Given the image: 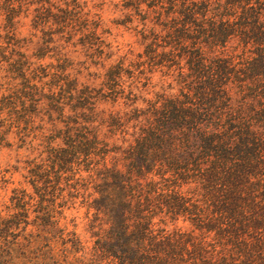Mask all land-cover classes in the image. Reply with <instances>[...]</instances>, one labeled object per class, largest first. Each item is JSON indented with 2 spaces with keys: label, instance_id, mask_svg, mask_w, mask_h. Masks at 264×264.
Wrapping results in <instances>:
<instances>
[{
  "label": "trees",
  "instance_id": "1",
  "mask_svg": "<svg viewBox=\"0 0 264 264\" xmlns=\"http://www.w3.org/2000/svg\"><path fill=\"white\" fill-rule=\"evenodd\" d=\"M117 7L141 49L104 73H178L175 95L126 117L98 114L87 87L21 50L28 17L93 47L94 5L0 0V150L26 181L0 208V264H264V0ZM60 98L73 113L57 128L41 111L62 114Z\"/></svg>",
  "mask_w": 264,
  "mask_h": 264
},
{
  "label": "rangeland",
  "instance_id": "2",
  "mask_svg": "<svg viewBox=\"0 0 264 264\" xmlns=\"http://www.w3.org/2000/svg\"><path fill=\"white\" fill-rule=\"evenodd\" d=\"M85 1L88 2L89 6H95V11L99 13L102 21L97 29L96 44L91 45L93 47H89L88 43L82 44L78 39V34H72V37H68L67 28L63 32H57L56 26L52 24L51 31H48L46 25L43 27L35 22L32 24L28 17L22 18L23 24L17 25L18 36L27 39L26 41L21 39V50L30 55L31 60L50 66V72L56 71L67 76L70 80L75 79L78 88L87 87L92 94L91 102H93L94 109L98 114H107L112 111L113 113L119 112L120 115L126 117L131 114L134 107L145 109L147 101H158L159 103L164 98L175 95L178 92V88H176L178 73H131L128 71V61L123 65L124 68H127L123 73H104L111 64L116 63L117 58L126 50L131 49L133 52H137L141 47L135 31L131 29L129 24L120 23L122 12L120 7H117L120 0ZM51 33H53L52 40L49 38ZM59 100L61 102L58 104L60 103L61 108H64L62 114L58 113V110H52L51 115L48 116V111L44 109L41 111L44 120L46 122L55 121L57 128L63 125L58 119L63 120L66 115L73 113L68 107L69 100L62 98ZM38 121L37 118L36 122L38 123ZM36 141L38 140L36 139L34 143ZM28 142L29 138L22 140V142L18 141L19 156L23 155L22 159L26 157L24 154H26L25 148ZM40 149H44V146H40ZM33 154L27 157L32 159L36 153ZM14 159V152L9 148L0 150V170L3 172L7 168L9 169V171L4 172L8 183L5 187L0 188V208L13 187L26 185V181L21 177L22 171H14L12 168L15 165ZM45 162L48 163V161ZM122 163L121 159H116V165L119 168H123ZM50 175L51 180L48 184L51 187L56 185V181L53 177L54 173H50ZM58 184L63 190L66 189L64 180ZM82 215L83 210H80L78 212L80 217L76 219L78 231H81L84 222L81 219ZM175 224L182 230L192 229L188 222L180 218ZM195 231L197 232V230Z\"/></svg>",
  "mask_w": 264,
  "mask_h": 264
}]
</instances>
